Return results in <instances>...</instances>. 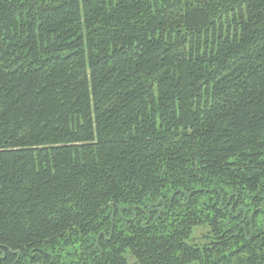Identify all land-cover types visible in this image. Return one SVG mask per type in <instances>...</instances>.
Returning a JSON list of instances; mask_svg holds the SVG:
<instances>
[{
  "label": "trees",
  "instance_id": "obj_1",
  "mask_svg": "<svg viewBox=\"0 0 264 264\" xmlns=\"http://www.w3.org/2000/svg\"><path fill=\"white\" fill-rule=\"evenodd\" d=\"M130 258L264 264V0H0V264Z\"/></svg>",
  "mask_w": 264,
  "mask_h": 264
},
{
  "label": "rangeland",
  "instance_id": "obj_2",
  "mask_svg": "<svg viewBox=\"0 0 264 264\" xmlns=\"http://www.w3.org/2000/svg\"><path fill=\"white\" fill-rule=\"evenodd\" d=\"M205 232H207V229H205ZM201 230H196L195 235H194V242L201 243L203 239H201ZM130 264H137L136 261L132 258H130Z\"/></svg>",
  "mask_w": 264,
  "mask_h": 264
}]
</instances>
